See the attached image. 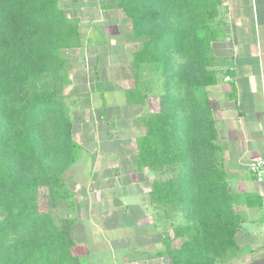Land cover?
Returning a JSON list of instances; mask_svg holds the SVG:
<instances>
[{"label": "trees", "instance_id": "obj_1", "mask_svg": "<svg viewBox=\"0 0 264 264\" xmlns=\"http://www.w3.org/2000/svg\"><path fill=\"white\" fill-rule=\"evenodd\" d=\"M74 0H0V264H81L72 238L75 220L42 211L38 192L56 194L60 176L77 162L64 89L65 51L81 47L80 19L61 7ZM223 0H115L140 49L132 54L129 105L147 98L144 73L163 80L162 108L136 139L137 167L164 171L148 194L155 210H172L177 248L164 241L156 257L168 264H220L237 251L253 196L230 190L216 123L199 91L218 82L213 43L225 31ZM53 154L50 162L48 158ZM50 165L49 169L46 163ZM163 211V212H164Z\"/></svg>", "mask_w": 264, "mask_h": 264}, {"label": "crops", "instance_id": "obj_2", "mask_svg": "<svg viewBox=\"0 0 264 264\" xmlns=\"http://www.w3.org/2000/svg\"><path fill=\"white\" fill-rule=\"evenodd\" d=\"M114 1H83L84 5L90 6V11L97 8L94 17H89L90 14L84 11L86 8L70 10L66 6V10L80 19V29L83 23L86 28L91 26V36L83 38L80 30L82 45L71 49L78 63L72 68L70 66V82L64 93L66 102L72 96L71 102L66 105L75 142L81 148L77 162L71 167L80 165L82 160L85 162L84 155L89 157L93 166V169L89 166L88 177L79 178L75 185L72 183L73 187L79 184L80 196L92 199V203L88 202L91 204L89 207H93V198L100 202L104 192V189L94 187L92 178V174L96 175L103 168V159L98 157L100 148L109 150V154L104 155L110 158L114 150L123 148L120 155L123 157L122 163L105 164V167L111 172L118 169L119 173L114 178L124 175L125 184L121 185L132 187L133 194H142L148 199L152 183L148 179L150 171L138 169L136 155V139L145 134L148 124V116L144 117L143 111L146 102L129 105L126 101L127 91L134 88V70L129 57L141 46L133 38L131 30L128 33L115 29L118 22H128L119 10L110 7ZM258 2L262 7L260 11ZM220 12L225 34L213 43L212 48L218 64V82L207 87L205 93L216 123L217 144L221 149L230 190L253 196L252 203L238 207L243 219L235 236L237 251L220 264H264V181L258 183L245 173L246 164L264 158V0H223ZM126 38L136 43L132 50ZM84 63L91 69V77ZM125 107L128 109L126 118L118 113ZM110 125L117 129L116 135L110 134ZM101 127L104 129L103 142L99 136ZM118 135L119 139L114 140ZM87 142L89 149L84 147ZM127 161L131 165L133 162V170L125 169ZM137 209L138 215L145 218L144 225L148 230L151 225L148 208ZM102 213L104 216L112 215L110 209ZM114 226L104 229L110 232V228H122L125 224ZM114 258L115 255L112 256L113 264H141L142 261L144 264H167L164 257H154L148 261L142 256L138 262L116 261Z\"/></svg>", "mask_w": 264, "mask_h": 264}, {"label": "rangeland", "instance_id": "obj_3", "mask_svg": "<svg viewBox=\"0 0 264 264\" xmlns=\"http://www.w3.org/2000/svg\"><path fill=\"white\" fill-rule=\"evenodd\" d=\"M83 1L88 0L64 1L61 3V7L65 10L66 6L70 10H78L77 8H86L84 11L90 14L89 17H94V15L97 14V8L90 11V6L87 4L84 5L85 2ZM257 8L259 11L262 8L259 2ZM119 18L120 20H123L121 15H119ZM219 19L222 20V12H220ZM86 20H88V17ZM94 24L96 25V23ZM116 25V30H123L128 33L130 32L128 23L120 21ZM90 28L91 26L86 28L85 23H83L82 29H80L83 38L91 36ZM125 41L127 42L128 46H130V50H132L133 47L136 46V43L133 40L130 41V38H126ZM137 44H140L139 40H137ZM71 52V50H68L64 53V57L69 59L71 62V64H68L69 69L70 66L72 68V66L78 63L77 60L75 61V57ZM129 58L132 59V57ZM85 63L84 66H86ZM86 67L88 68V66ZM86 67L83 69H86ZM88 69V75L91 77V69ZM112 76H114V74ZM143 77L146 92L145 94L147 96V98L145 99L146 104H144L143 106V111L145 113L144 117H149L151 113H156L162 108V96L164 95L163 80L161 79L159 74L154 73L149 74L146 72L144 73ZM66 87L64 89V93ZM205 90L206 89L200 90L199 96L207 101ZM70 97L72 98V96ZM71 98L67 99L68 103L71 102ZM67 102L65 98V103L67 104ZM120 110L122 112H118L119 116L123 115V117L126 118V110L128 109L125 107L121 108ZM111 121H113V119H111ZM110 127V134L116 135L117 129L115 128V126L110 125ZM103 135L104 129L101 127L99 128V136L101 142L104 141ZM113 139L118 140L119 135L115 136ZM84 147L85 149H89L90 144L87 142L84 144ZM122 150L123 148L114 150V154L111 155L112 157L110 158V156L104 155L105 153L109 154V150L104 148L98 149V157L101 156V158L103 159V168L101 172L97 173L96 175L92 174V178L94 187L104 189V192L101 195L100 202L97 198H93L95 201L92 204L93 207H89L91 204H88V202H91L92 199L80 196V186H78L79 184L76 187H73V185L76 184L79 178L84 179L88 177L90 171L89 166H91L93 169V166L90 164L92 162L90 161L89 157H87V155H84L85 162L82 160L80 165H76L74 167L70 166L65 171V173L60 176L57 186L54 187V191L56 192L54 197L49 195L46 189H40L38 192V202L40 205V209L42 211L49 212L54 218L57 225L60 224L62 219H75V224L73 226L71 235L73 240L77 244L75 253H77L81 264H113V255H115L114 259L116 261L127 260L130 262H138L142 256H144L146 260L151 261L154 257H156V253L163 250L165 240H169L170 242H172L173 248H177L181 244L180 239L173 238L172 227L176 224L184 223V216L178 211L173 212L172 210L168 209L165 211L162 209L155 210V208L151 204H149V200L145 195L140 194L137 196L133 194L134 192L132 187L128 186L125 188L121 185L125 182L124 175L119 176L117 179L114 178V175L119 173L118 169L111 172L105 167V164L110 165L112 163H122L123 157H120V155L123 153ZM48 154L51 155L48 157L50 158L51 162V157L53 154ZM113 159L115 160L113 161ZM46 167L48 169L50 167L48 162L46 163ZM125 169H127V171L133 170V162L131 165V163L127 161ZM163 172L164 171H150L148 173L149 183L163 175ZM75 195H77V198H74ZM85 200L86 202H84ZM77 201L80 202L78 203ZM141 201H143L142 205H144L145 207L141 205ZM116 202L121 203L123 206L115 207ZM137 208H148V211L150 213L149 221L151 222L148 230L144 225L146 223V220L145 218L142 219L138 215L139 210ZM109 209L112 215L104 216L102 211ZM0 221H2V218H0ZM123 223L125 224V227H116L120 226ZM113 225H116L114 226L116 228H113V230L112 228H110V232L105 231V229L108 230V228ZM129 225H132V227H130ZM135 226L136 228L132 229ZM166 261L168 264L167 259ZM141 264H144V262L142 261Z\"/></svg>", "mask_w": 264, "mask_h": 264}, {"label": "built area", "instance_id": "obj_4", "mask_svg": "<svg viewBox=\"0 0 264 264\" xmlns=\"http://www.w3.org/2000/svg\"><path fill=\"white\" fill-rule=\"evenodd\" d=\"M245 173L256 182L264 181V158L255 159L245 165Z\"/></svg>", "mask_w": 264, "mask_h": 264}, {"label": "water", "instance_id": "obj_5", "mask_svg": "<svg viewBox=\"0 0 264 264\" xmlns=\"http://www.w3.org/2000/svg\"><path fill=\"white\" fill-rule=\"evenodd\" d=\"M115 205H116V206H120V205H122V204H121V203H117V202H116V204H115Z\"/></svg>", "mask_w": 264, "mask_h": 264}]
</instances>
